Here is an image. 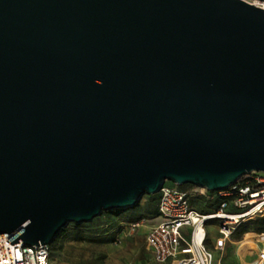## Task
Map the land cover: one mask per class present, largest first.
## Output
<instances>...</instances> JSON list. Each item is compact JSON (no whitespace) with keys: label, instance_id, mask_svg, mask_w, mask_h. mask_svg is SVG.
Listing matches in <instances>:
<instances>
[{"label":"water","instance_id":"obj_1","mask_svg":"<svg viewBox=\"0 0 264 264\" xmlns=\"http://www.w3.org/2000/svg\"><path fill=\"white\" fill-rule=\"evenodd\" d=\"M264 172V8L0 0V236L53 244L166 181Z\"/></svg>","mask_w":264,"mask_h":264},{"label":"built area","instance_id":"obj_2","mask_svg":"<svg viewBox=\"0 0 264 264\" xmlns=\"http://www.w3.org/2000/svg\"><path fill=\"white\" fill-rule=\"evenodd\" d=\"M245 1L264 8V0ZM159 193V221L149 226L146 235L159 263L215 264V250L208 245L211 224L218 228L215 248L219 251L242 233L264 236L263 171L244 175L225 189L165 183ZM142 225L144 220L132 222L130 232ZM11 237L0 236V264H51V244H12Z\"/></svg>","mask_w":264,"mask_h":264},{"label":"rangeland","instance_id":"obj_3","mask_svg":"<svg viewBox=\"0 0 264 264\" xmlns=\"http://www.w3.org/2000/svg\"><path fill=\"white\" fill-rule=\"evenodd\" d=\"M166 183L174 184L171 181ZM159 196L160 193L144 195L140 206L134 211L113 216L106 214L81 226L71 223L58 243L52 247L51 264H158L148 249L145 238L149 226L159 221V214L153 216L158 209ZM137 216H143L144 225L130 232V220ZM101 221L108 223L100 226ZM210 227L215 237L217 232L214 224ZM245 243L257 247L242 248ZM210 248L215 250V264H264V261H260L264 240L252 232L242 233L222 252H217L212 245Z\"/></svg>","mask_w":264,"mask_h":264},{"label":"trees","instance_id":"obj_4","mask_svg":"<svg viewBox=\"0 0 264 264\" xmlns=\"http://www.w3.org/2000/svg\"><path fill=\"white\" fill-rule=\"evenodd\" d=\"M180 187H184V186H180ZM138 206H140V203H139L137 206L132 207V208H128V209H121V210L117 209V210L105 211V212H103L100 216H98L97 218H101V217H103V216L106 215V214H108V215H112V216H113V215H117V214H119V213H121V212L134 211V210H136V209L138 208ZM157 214H158V209H157L156 214L153 215V216H157ZM142 218H143V216H137V217L133 218L132 220H130V223L140 221V220H142ZM95 219H96V218H95ZM93 221H94V220H93ZM106 223H108V222L101 221V222H100V226L105 225ZM75 224H76V223H75ZM82 224H83V223H82ZM82 224H76V225H77V226H81ZM69 225H70V224H69ZM67 228H68V226H67ZM67 228L63 231V233L61 234V236L66 232ZM61 236H60V237H61ZM60 237L57 238V239L54 241L53 244H51V247H54V246L58 243V241L60 240Z\"/></svg>","mask_w":264,"mask_h":264},{"label":"crops","instance_id":"obj_5","mask_svg":"<svg viewBox=\"0 0 264 264\" xmlns=\"http://www.w3.org/2000/svg\"><path fill=\"white\" fill-rule=\"evenodd\" d=\"M158 219V218H157ZM154 221H156V220H154ZM211 226V225H210ZM209 226V239H208V245L210 246V245H212V246H214V248H215V243H216V239H217V237H218V229H217V227H216V225H214L215 226V228H216V232H217V235L215 236V237H213V235H212V227H210ZM147 232H148V230H147ZM147 235V234H146ZM235 240V239H234ZM145 242H146V245H147V241H146V238H145ZM232 242V241H231ZM230 243V242H229ZM228 243V244H229ZM228 244H227V246H228ZM227 246H226V248H227ZM148 247V246H147ZM226 248H225V250H226ZM149 249V248H148ZM150 250V249H149ZM219 250H217V252H218ZM151 252V251H150ZM220 252V251H219ZM222 252V251H221ZM152 253V252H151ZM153 255V254H152ZM155 260V259H154ZM156 261V260H155ZM157 262V261H156ZM158 264H163V263H159V262H157Z\"/></svg>","mask_w":264,"mask_h":264},{"label":"bare ground","instance_id":"obj_6","mask_svg":"<svg viewBox=\"0 0 264 264\" xmlns=\"http://www.w3.org/2000/svg\"><path fill=\"white\" fill-rule=\"evenodd\" d=\"M262 240H264V236L263 237H260ZM247 246H254V247H257L256 245H253V244H251V243H245L243 246H242V248L243 247H247ZM245 255V253L243 252V254H242V256H244ZM260 261H264V251L262 252V255L260 256Z\"/></svg>","mask_w":264,"mask_h":264}]
</instances>
